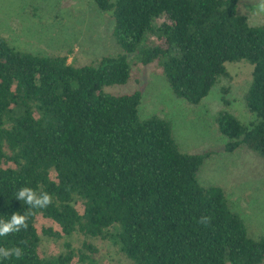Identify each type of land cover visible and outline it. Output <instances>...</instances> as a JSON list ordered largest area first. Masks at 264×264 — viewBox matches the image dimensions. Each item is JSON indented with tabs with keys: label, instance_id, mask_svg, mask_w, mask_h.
<instances>
[{
	"label": "trees",
	"instance_id": "1",
	"mask_svg": "<svg viewBox=\"0 0 264 264\" xmlns=\"http://www.w3.org/2000/svg\"><path fill=\"white\" fill-rule=\"evenodd\" d=\"M236 1L92 0L110 12L121 53L80 66L66 54L20 51L0 36V219L26 210L15 198L21 187L53 197L27 230L0 237V246L24 251L0 264L92 261L97 249L87 240L79 249L66 242L55 256L38 252L40 235L72 233L110 240L132 264H262L264 234L250 237L223 189L196 178L209 152H180L168 119L139 118L138 90L103 91L128 80L133 53L175 98L196 105L227 76L225 63L244 61L251 66L244 106L254 120L243 124L221 108L214 127L225 151L245 146L264 160V25H249ZM37 215L45 221L39 229Z\"/></svg>",
	"mask_w": 264,
	"mask_h": 264
},
{
	"label": "rangeland",
	"instance_id": "2",
	"mask_svg": "<svg viewBox=\"0 0 264 264\" xmlns=\"http://www.w3.org/2000/svg\"><path fill=\"white\" fill-rule=\"evenodd\" d=\"M257 2L236 1V11L245 16L249 25H264V14L252 10ZM112 23L110 12L97 10L92 0H0V36L10 46L33 54H66L67 61L75 66L121 53L110 34ZM142 44L149 42L142 41ZM132 54L127 55L128 80L104 87L103 91L123 94L138 90L139 118L154 114L168 119L180 152H209L196 173L198 182L220 186L230 209L243 220L247 234L254 239L263 235L264 160L245 146L225 151V138L217 134L213 122L221 108L243 124L254 120L243 100L251 66L244 61L225 63L227 76L220 77L198 104L190 105L173 96L155 67L140 64ZM221 96L228 100L227 106L222 104ZM43 224L45 221L37 215L36 228ZM39 240L38 252L45 257L59 254L66 242L79 249L82 241L87 240L96 247L97 253L92 257L87 253L92 261L74 264H132L108 239H86L72 233L57 239L40 235Z\"/></svg>",
	"mask_w": 264,
	"mask_h": 264
},
{
	"label": "clouds",
	"instance_id": "3",
	"mask_svg": "<svg viewBox=\"0 0 264 264\" xmlns=\"http://www.w3.org/2000/svg\"><path fill=\"white\" fill-rule=\"evenodd\" d=\"M256 14H264V0H258L253 7ZM15 198L22 201L26 206L23 213H13L8 219H0V237H7L11 234L18 233L21 230H27L29 219L35 214L36 210L46 209L53 203V197L46 191H37L36 189L24 186L15 194ZM210 217H201L200 223L207 224ZM24 255L21 247L0 246V260H10L15 258L19 260Z\"/></svg>",
	"mask_w": 264,
	"mask_h": 264
}]
</instances>
